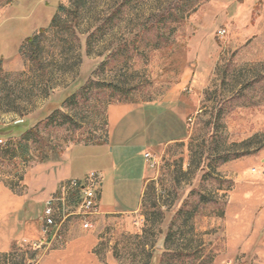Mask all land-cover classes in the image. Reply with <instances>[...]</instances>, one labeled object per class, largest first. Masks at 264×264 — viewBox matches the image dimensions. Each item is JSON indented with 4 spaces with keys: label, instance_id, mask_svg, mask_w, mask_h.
<instances>
[{
    "label": "rangeland",
    "instance_id": "374dc122",
    "mask_svg": "<svg viewBox=\"0 0 264 264\" xmlns=\"http://www.w3.org/2000/svg\"><path fill=\"white\" fill-rule=\"evenodd\" d=\"M20 49L18 60H0V126L20 120L30 131L0 136V178L50 151L102 143L111 103L161 101L189 68L182 135L150 164L140 209L96 214L88 229L71 221L96 236L101 264L264 260V251H228L225 219L234 171L262 167L264 0H0V59ZM116 191L135 207L137 182ZM31 243L0 264H36Z\"/></svg>",
    "mask_w": 264,
    "mask_h": 264
},
{
    "label": "crops",
    "instance_id": "0c3cea01",
    "mask_svg": "<svg viewBox=\"0 0 264 264\" xmlns=\"http://www.w3.org/2000/svg\"><path fill=\"white\" fill-rule=\"evenodd\" d=\"M21 56L20 49L9 58L0 60L7 63ZM179 79L161 101L111 103L106 110L107 136L102 143L75 144L63 151H50L24 172L0 178V254L42 238L45 201L55 194L61 182L83 179L90 173L85 164L91 159L98 161L101 169L96 171L104 176L100 214L137 212L151 176L150 162L145 154H157L163 146L179 141L178 137L182 135L179 128L183 120V102L179 95L190 86L189 68ZM17 125L24 126L18 120L4 128L25 131ZM91 147L95 148L94 152H87L86 148ZM259 154L262 157L260 170L247 168L245 164V168L234 171L232 176L236 180L225 219L229 221L226 247L234 253L264 251V150ZM124 182L139 185L140 194L135 207H131L126 194L120 199L113 195L117 192V185L122 187ZM104 191L105 196L109 195L105 200ZM68 224L65 246L62 248L54 240L47 242L39 250L36 264H101L92 252L97 244L96 236L82 231L74 221ZM255 264H264V260H257Z\"/></svg>",
    "mask_w": 264,
    "mask_h": 264
},
{
    "label": "built area",
    "instance_id": "2783aa9c",
    "mask_svg": "<svg viewBox=\"0 0 264 264\" xmlns=\"http://www.w3.org/2000/svg\"><path fill=\"white\" fill-rule=\"evenodd\" d=\"M220 29L219 35L225 36ZM190 122L192 119L190 118ZM5 141L0 138V144ZM145 157L154 166L156 154L146 153ZM104 176L99 171H91L83 179L61 182L55 194L45 201L42 218V238L31 245L41 249L47 242L56 241L60 246L66 244L62 228L72 219H79L84 228L92 227L93 216L100 213V197Z\"/></svg>",
    "mask_w": 264,
    "mask_h": 264
},
{
    "label": "trees",
    "instance_id": "16d2710c",
    "mask_svg": "<svg viewBox=\"0 0 264 264\" xmlns=\"http://www.w3.org/2000/svg\"><path fill=\"white\" fill-rule=\"evenodd\" d=\"M13 1V0H12ZM171 8V6L169 7V9ZM31 38H29L28 40H30ZM24 46V45H23ZM17 127H19L20 128V125H17ZM22 127H24V128H22V129H24L25 131H23V130H18V131H16V132H14L13 130H6L5 128H3V127H1L0 126V136L1 137H4V138H7V139H9V140H12V139H10L11 138V136H14V135H16L17 133H21L19 136H16V138H21L22 136H24L25 134H27L29 131H30V129L27 127V126H22ZM26 128V129H25ZM241 155H244V154H235V155H233L234 156V158H236V157H240ZM226 158H225V160L226 161H229L230 159H231V156H229V154H227L226 156H225ZM4 159H10V157H9V150H6L5 151V153H4ZM15 248H16V246L15 247H13V251L15 250ZM12 251V252H13ZM1 256H5L6 254H3V253H1L0 254ZM36 254L34 253V258H36V256H35ZM34 263V261L33 262H31V264H33Z\"/></svg>",
    "mask_w": 264,
    "mask_h": 264
}]
</instances>
